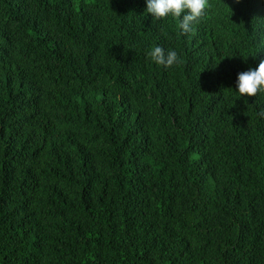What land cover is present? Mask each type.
Listing matches in <instances>:
<instances>
[{
	"label": "trees",
	"instance_id": "1",
	"mask_svg": "<svg viewBox=\"0 0 264 264\" xmlns=\"http://www.w3.org/2000/svg\"><path fill=\"white\" fill-rule=\"evenodd\" d=\"M209 3L0 0V264H264V0Z\"/></svg>",
	"mask_w": 264,
	"mask_h": 264
},
{
	"label": "clouds",
	"instance_id": "2",
	"mask_svg": "<svg viewBox=\"0 0 264 264\" xmlns=\"http://www.w3.org/2000/svg\"><path fill=\"white\" fill-rule=\"evenodd\" d=\"M146 3V12L154 19L174 18L178 21L181 33L185 35L194 32L193 25L199 23L211 8L209 0H146ZM147 56L156 65L165 68L181 62L176 51H165L161 46H153ZM236 88L241 97L264 94V60L260 61L258 67L239 73ZM260 115L264 116V112Z\"/></svg>",
	"mask_w": 264,
	"mask_h": 264
}]
</instances>
